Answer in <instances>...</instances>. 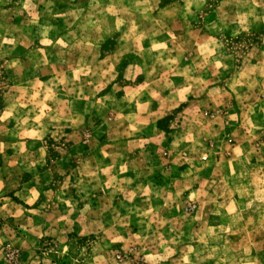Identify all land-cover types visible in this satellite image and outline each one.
I'll return each mask as SVG.
<instances>
[{
  "label": "rangeland",
  "instance_id": "1",
  "mask_svg": "<svg viewBox=\"0 0 264 264\" xmlns=\"http://www.w3.org/2000/svg\"><path fill=\"white\" fill-rule=\"evenodd\" d=\"M0 264H264V0H0Z\"/></svg>",
  "mask_w": 264,
  "mask_h": 264
}]
</instances>
